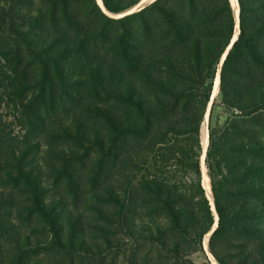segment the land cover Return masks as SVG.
I'll return each instance as SVG.
<instances>
[{
	"label": "rangeland",
	"instance_id": "obj_1",
	"mask_svg": "<svg viewBox=\"0 0 264 264\" xmlns=\"http://www.w3.org/2000/svg\"><path fill=\"white\" fill-rule=\"evenodd\" d=\"M109 1L122 13L142 0ZM156 1L108 18L95 0H0V264H14L20 254L27 264H264V69L244 57L261 45L264 66L252 0ZM65 4L69 25L82 20L76 32L91 37L96 25L104 28L96 54L102 65L90 85L50 72L55 107L46 117L53 120L40 135L39 122L30 120L41 103L37 55H55L51 39ZM236 11L247 49L220 68ZM101 16L126 20L105 24ZM18 49L23 75L15 76L8 61ZM87 85L102 103L95 130L94 116L78 123L70 103L80 90V113H92ZM255 115L256 144L246 122ZM84 129L101 143L95 193L89 183L95 158L83 159L70 185L75 164L66 162L83 150L49 139Z\"/></svg>",
	"mask_w": 264,
	"mask_h": 264
},
{
	"label": "trees",
	"instance_id": "obj_2",
	"mask_svg": "<svg viewBox=\"0 0 264 264\" xmlns=\"http://www.w3.org/2000/svg\"><path fill=\"white\" fill-rule=\"evenodd\" d=\"M105 7L108 11H111L113 13H119L120 9L114 8L110 5L109 0H103ZM157 0L156 2H158ZM251 8H252V15H254V22L253 26H256L258 28V32L260 33V36L263 37L262 39V45L264 44V0H252L251 2ZM68 4L64 5V8L61 9V12L58 14L62 15V21H60L56 26H55V31H54V37L51 39V45L54 48L55 55L53 57H46L49 52L43 51L39 53L38 60L40 63V70H41V78L37 79L36 86L39 88L38 89V95L36 96L35 100L41 101V103L38 105L39 109H36L38 112V115H33L30 117L31 121L34 122H39L37 124L42 127L40 131V135L45 134V124L46 123H51L53 118H47L46 115L50 113L51 108L55 107V104L52 101V98L54 97V90L51 88V81H50V72L53 71V73H57L55 75L58 77L60 81L63 80V77L65 73H67L70 76H74L78 79H81L79 83H76L74 86H78L82 83H86L90 85V75L92 72L96 73L100 68L102 63H100V59L97 57V52L100 48V45L103 40V29L100 24L96 25L98 23H95L93 26L96 25L95 30H93L91 37H88L87 34L81 31L76 32V28L80 27L82 25V22L78 25V23L82 20L77 18V27H72L69 25V20L66 19V15L68 13ZM52 13L56 12V9L51 10ZM103 20H105V24L107 23H112V24H118L123 22L126 19H120V20H111L106 18L105 16H101ZM67 20V21H65ZM69 23V24H68ZM245 23L242 20L241 23V31L238 36V40L234 44L233 48L231 49L230 53L228 54L227 59L224 62L223 68L226 67L228 60L234 56V59H237L243 55L247 49L246 48V43L249 41L248 37L246 35L247 29L245 28ZM71 32H76V36L71 39ZM114 44V42H112ZM249 52L244 55L247 60H249L252 63V66H261L262 69H264V66L261 65L260 63V58L262 57L260 55L261 52V45H255L252 48L248 49ZM259 58V60H256V58ZM20 61L21 59V54H20V49L17 50V52L14 55V58L10 61H8V67L10 66L13 68L11 69V72H14L15 76H18L19 73H22L23 71H20L21 66H20ZM13 65V66H12ZM90 71V74H89ZM67 75H65L66 77ZM87 79V80H86ZM89 81V82H88ZM87 87L86 90V97L88 98L89 102V108L92 109V113H87L83 114L80 113L81 110L79 109V103L81 104L82 101H79L77 99V95H79L80 90H76L74 97L71 99L72 102L71 104L76 105V108L74 109V119H76L79 122H81L82 119L85 120H91V117L94 116V120L89 121L91 122V125L94 127L92 130H95L98 128L99 124L101 123V118H102V112H101V105L102 103H99L98 100L95 98L98 96V90L95 89V87ZM45 101H48V106L45 105ZM51 101V103H50ZM43 113V117L40 116V113ZM87 112H91L87 110ZM259 118V116L255 115L252 118L246 119V122H251V130L250 132H253L252 137H250V140L252 142H255L256 137L260 134V129L261 127L260 122L256 123V119ZM249 120V121H247ZM93 121V123H92ZM245 122V120L240 121L239 123ZM242 126L241 124L237 126V129H240ZM79 128H81V124H79ZM88 128V127H86ZM89 129V128H88ZM254 131H253V130ZM65 135H62V137H49L51 142H60L61 144H69L71 143L74 145L78 150L81 149L83 150V154L79 158H73L69 159L68 163L66 162V166L70 167L72 164H75L73 167H71V170L69 171L67 175L68 181L71 183L75 184L76 183V176L80 175V170L82 169L81 167L84 165L83 159L87 158H95V164L92 167L91 170V175H90V180L89 183L91 184V191L92 193H95V187L99 183L100 178H101V173H102V161L100 158V151H101V143L98 141V139L95 141L92 139V141L88 140V133L87 129H84L82 134L76 133V135H66L67 133H64ZM264 134V131H263ZM90 142L87 148H84L82 145V142ZM264 150V147H263ZM24 154H26L24 152ZM13 156L14 153H12ZM29 156H26L28 158ZM13 159H15L13 157ZM16 160V159H15ZM18 161V160H17ZM264 162V158L262 160ZM262 161H255V163H260ZM264 164V163H261ZM81 166V167H80ZM80 168V169H79ZM231 169V168H230ZM17 171H14L15 174L17 173L18 176L20 177L22 175V170L16 169ZM94 170V171H93ZM66 171V170H65ZM75 191V190H73ZM258 196L262 197V193L257 192ZM36 212H40L42 215L43 210L41 209V204L39 201L36 203ZM49 222V221H48ZM26 258L23 256V254H20L14 264H27L25 263Z\"/></svg>",
	"mask_w": 264,
	"mask_h": 264
},
{
	"label": "water",
	"instance_id": "obj_3",
	"mask_svg": "<svg viewBox=\"0 0 264 264\" xmlns=\"http://www.w3.org/2000/svg\"><path fill=\"white\" fill-rule=\"evenodd\" d=\"M156 0H142L140 1L138 4H136L135 6H133L132 8H130L129 10L122 12V13H116L113 14L110 11H108L106 9V7L103 5L102 0H95L97 7L101 10V12L108 18H122L124 16H128L131 14H136L138 12H140L142 9H144L147 5L154 3ZM236 1V0H235ZM235 26H236V32L234 37L231 39L228 47L226 48L224 55L221 57L220 59V68L223 67L224 62L226 60L227 55L229 54V52L231 51V49L233 48L236 40L238 39L239 33H240V29H239V14L235 13ZM215 94V88L212 92V97ZM211 102L208 104L207 108H206V113H205V117H204V128H205V139L203 142V149H202V155H201V168L203 171V161H204V156L208 147V142H209V124H210V115H211ZM208 197V195H207ZM211 205H212V201L210 200V198L208 197ZM213 210V209H212ZM214 230V229H213ZM211 235V232L208 234V237ZM212 264H216L214 261H211Z\"/></svg>",
	"mask_w": 264,
	"mask_h": 264
},
{
	"label": "bare ground",
	"instance_id": "obj_4",
	"mask_svg": "<svg viewBox=\"0 0 264 264\" xmlns=\"http://www.w3.org/2000/svg\"><path fill=\"white\" fill-rule=\"evenodd\" d=\"M236 5V4H235ZM204 134H205V128H204ZM205 138V137H204ZM206 189H207V191L209 192V189H208V185H207V183H206Z\"/></svg>",
	"mask_w": 264,
	"mask_h": 264
}]
</instances>
